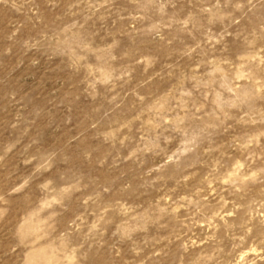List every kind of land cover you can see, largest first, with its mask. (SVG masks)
Masks as SVG:
<instances>
[{"label": "rangeland", "instance_id": "1", "mask_svg": "<svg viewBox=\"0 0 264 264\" xmlns=\"http://www.w3.org/2000/svg\"><path fill=\"white\" fill-rule=\"evenodd\" d=\"M0 264H264V0H0Z\"/></svg>", "mask_w": 264, "mask_h": 264}]
</instances>
